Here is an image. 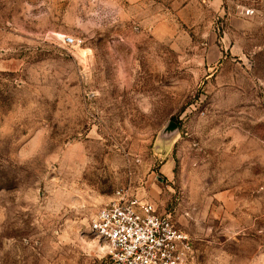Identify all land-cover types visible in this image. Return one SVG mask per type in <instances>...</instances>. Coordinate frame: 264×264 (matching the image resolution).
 I'll use <instances>...</instances> for the list:
<instances>
[{
  "label": "rangeland",
  "instance_id": "rangeland-1",
  "mask_svg": "<svg viewBox=\"0 0 264 264\" xmlns=\"http://www.w3.org/2000/svg\"><path fill=\"white\" fill-rule=\"evenodd\" d=\"M121 186L264 264V0H0V264H106Z\"/></svg>",
  "mask_w": 264,
  "mask_h": 264
},
{
  "label": "built area",
  "instance_id": "built-area-1",
  "mask_svg": "<svg viewBox=\"0 0 264 264\" xmlns=\"http://www.w3.org/2000/svg\"><path fill=\"white\" fill-rule=\"evenodd\" d=\"M67 45L77 44L66 36ZM90 233L102 245L106 264H188L193 258L192 237L161 211L121 186L114 198L89 220Z\"/></svg>",
  "mask_w": 264,
  "mask_h": 264
}]
</instances>
